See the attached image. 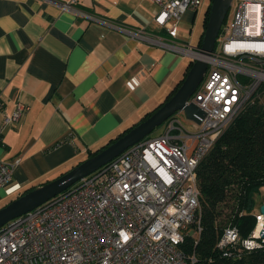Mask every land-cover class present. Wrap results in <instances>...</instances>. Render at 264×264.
<instances>
[{"label": "built area", "instance_id": "built-area-1", "mask_svg": "<svg viewBox=\"0 0 264 264\" xmlns=\"http://www.w3.org/2000/svg\"><path fill=\"white\" fill-rule=\"evenodd\" d=\"M150 1L158 7L153 22L169 40L177 39L183 15L196 12L202 3ZM73 3L59 2L58 7L71 10ZM113 27L133 39L163 41L159 34L150 38L145 28ZM216 42L219 50L209 56L202 55L199 45H185L192 61L208 64L189 100L203 112L201 122L189 121L193 129L187 130L177 118L182 113L172 115L161 135L143 138L66 191L6 223L0 228V264L195 263V255H186L180 246L189 227L195 228V236L201 231L196 169L264 83V0H238ZM25 109L18 103L11 114H3L0 143L5 128L17 123ZM17 165L0 160V191ZM260 219L264 222L259 214L245 240L237 228L227 227L217 248L230 256L228 250L239 244L246 250L258 247Z\"/></svg>", "mask_w": 264, "mask_h": 264}, {"label": "crops", "instance_id": "crops-1", "mask_svg": "<svg viewBox=\"0 0 264 264\" xmlns=\"http://www.w3.org/2000/svg\"><path fill=\"white\" fill-rule=\"evenodd\" d=\"M51 1L0 0V123L16 104L26 107L1 135L0 160L18 165L0 204L68 172L142 122L191 65L187 44L165 39L154 24L158 7L150 0H73L66 11L58 3L71 0ZM113 25L145 28L163 41L133 39Z\"/></svg>", "mask_w": 264, "mask_h": 264}, {"label": "trees", "instance_id": "trees-1", "mask_svg": "<svg viewBox=\"0 0 264 264\" xmlns=\"http://www.w3.org/2000/svg\"><path fill=\"white\" fill-rule=\"evenodd\" d=\"M209 8L210 5L203 17L204 29ZM106 146L90 151L88 158ZM196 184L201 231L195 236V228L189 227L181 250L186 255H195L194 264H264V241L260 239L256 240L261 244L260 248L246 250L239 244L228 250L230 256H225L224 251L217 248L227 227L237 228L240 239L245 240L256 226L255 216L259 213L257 198L262 196L264 189V83L199 163ZM33 188L24 190L17 197Z\"/></svg>", "mask_w": 264, "mask_h": 264}, {"label": "water", "instance_id": "water-1", "mask_svg": "<svg viewBox=\"0 0 264 264\" xmlns=\"http://www.w3.org/2000/svg\"><path fill=\"white\" fill-rule=\"evenodd\" d=\"M231 1L232 0H211L208 20L199 45L202 55L209 56L213 52L216 38L226 18ZM207 68L208 64L204 60L197 59L191 61V67L177 90L145 120L134 126L128 132H125L117 140L110 143L93 156L77 164L68 172L52 181L29 190L1 207L0 228L12 219L56 197L82 178L112 161L126 149L151 134L172 115L182 113L187 120L199 124L203 119V112L199 110L196 105L189 102V100L202 82ZM258 212L264 218V203L260 205ZM258 239L264 241V222L258 232Z\"/></svg>", "mask_w": 264, "mask_h": 264}, {"label": "rangeland", "instance_id": "rangeland-1", "mask_svg": "<svg viewBox=\"0 0 264 264\" xmlns=\"http://www.w3.org/2000/svg\"><path fill=\"white\" fill-rule=\"evenodd\" d=\"M237 2H238V0H232L231 6L228 10L225 21H228L230 19V17L232 16L233 9L235 8ZM210 4H211L210 0H202V3L200 5V7L197 9L196 13L194 14L192 21L189 19L183 18L181 23H179L180 25H178V39L181 40V42H183L184 44H187L191 47H194V48L198 45L199 41L201 40L200 36L202 35V33L204 31V28H203L204 13ZM219 45H220V42H216L215 48H214V51H215L214 53L218 52ZM177 118L184 128H186L187 130L193 129V124L191 122H189L183 114H178ZM164 131H165V125L162 124L161 126L157 127L151 134H149L147 136V138L157 137L158 135L162 134ZM64 173H66V172H64ZM54 179H56V178H54ZM257 202H258V204H257L258 208L257 209H259L260 204L262 202H264V189L262 192V196L257 198ZM5 205H6L5 203L0 204V208L5 206ZM257 214H258L257 216H259V213H257ZM257 216H255L256 223L258 221ZM257 244H258V247H256V248H260L261 244H259L258 242H257Z\"/></svg>", "mask_w": 264, "mask_h": 264}, {"label": "bare ground", "instance_id": "bare-ground-1", "mask_svg": "<svg viewBox=\"0 0 264 264\" xmlns=\"http://www.w3.org/2000/svg\"><path fill=\"white\" fill-rule=\"evenodd\" d=\"M262 223H263V219H260V220H259V223H258V225H257V227H256V234H257V235H258V232H259L260 229H261Z\"/></svg>", "mask_w": 264, "mask_h": 264}]
</instances>
